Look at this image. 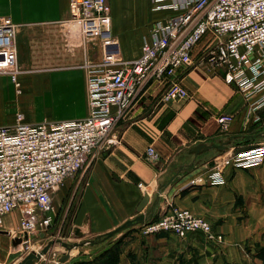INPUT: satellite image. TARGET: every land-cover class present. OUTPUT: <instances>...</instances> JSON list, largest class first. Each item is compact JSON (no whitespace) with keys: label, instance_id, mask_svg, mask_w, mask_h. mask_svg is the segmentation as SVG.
<instances>
[{"label":"crops","instance_id":"obj_1","mask_svg":"<svg viewBox=\"0 0 264 264\" xmlns=\"http://www.w3.org/2000/svg\"><path fill=\"white\" fill-rule=\"evenodd\" d=\"M106 2L110 29L121 55L126 60L139 56L150 22L159 13L150 9V0ZM2 17H9L16 28L20 88L8 76L0 75V125L12 124L17 112L31 123L86 117L88 71L109 59L110 42L102 41L93 25L71 19L69 0H0ZM223 75V68L210 69L204 63L198 47L192 64L178 74L188 98L160 103L162 87L154 82L136 95L83 169L87 175L74 215V234L79 229L82 236L95 237L132 219L147 193L144 211H152L151 218L169 207L188 209L204 218L222 240L209 242L201 231L183 238L169 232L143 235L140 225H135L120 234L116 264H264V160L247 169L226 168L222 184L180 190L190 179L208 173L217 157L255 146L264 138V105L250 108L244 93L227 84ZM43 95L53 104L34 110L29 103ZM217 114L232 116L226 131L216 122ZM244 134L260 136L240 143ZM230 137L223 151H191L195 145L222 143ZM148 147L156 153L152 161L144 158ZM8 217L12 218L9 228L5 225ZM18 220L16 211L6 215L0 230L8 234L0 237L13 244ZM112 244L109 246L114 249ZM13 246L19 250L22 244ZM7 247L0 239L1 258ZM56 248L34 264H75L79 260L68 256L61 261L65 254H57ZM107 254L101 260H106ZM85 260L95 264V255L87 253Z\"/></svg>","mask_w":264,"mask_h":264},{"label":"built area","instance_id":"obj_2","mask_svg":"<svg viewBox=\"0 0 264 264\" xmlns=\"http://www.w3.org/2000/svg\"><path fill=\"white\" fill-rule=\"evenodd\" d=\"M150 8L159 16L150 22L139 56L112 61L110 51L108 60L88 71L86 117L31 123L17 112L12 124L0 125V228L13 211L19 213L12 232L17 238L50 226L60 183L89 165L149 82L162 87L160 103L189 97L178 74L192 64L195 48H201V59L210 69H224V81L244 93L250 108L264 105V0H150ZM69 12L72 20L93 25L95 34L111 43L106 0H69ZM15 38L14 23L2 17L0 74L19 89ZM231 121V115H216L222 131ZM155 157L154 149L148 147L145 160ZM263 160L264 144L217 157L208 173L190 179L180 190L222 184L226 168L247 169ZM193 231L203 232L212 243L222 240L204 218L178 207H169L140 225L143 235L169 232L183 238Z\"/></svg>","mask_w":264,"mask_h":264},{"label":"rangeland","instance_id":"obj_3","mask_svg":"<svg viewBox=\"0 0 264 264\" xmlns=\"http://www.w3.org/2000/svg\"><path fill=\"white\" fill-rule=\"evenodd\" d=\"M110 49L112 61L126 60L121 55L118 40L113 35L111 37ZM51 100L52 99L48 95H43L41 97H33L29 104L34 110L40 111L44 109V107L46 108L49 105L51 106L53 104V101ZM257 141L258 142L254 143L255 145L264 144V138ZM86 175V170H80L75 175L63 179L54 197V220L52 224L45 228H39L37 231L31 233L30 236L27 235V237L23 236V238H20L22 241L21 249L16 250L10 239L6 237H0V239L4 240L8 246L3 253V258L5 260L0 257V264H12V262L16 261L18 258L20 259L24 257L26 253L31 250L39 252L50 240L54 241L56 239L66 242L69 247L65 248L56 242L52 246V249L57 247L59 251L57 254L64 253L65 255L69 256V258L79 259L74 262L75 264H87L88 262L85 260L87 253L95 255V264H116L118 262L119 247L117 245V241L120 237V234L104 242L96 241L93 245H89L87 241L94 240L95 237H77L74 234V215L77 212L80 204V196L82 195ZM10 220H12V218L9 217L5 220V225L7 228L12 226ZM13 226V229H15L16 224ZM24 241L25 243L23 244ZM74 243L82 245H77L75 247L72 246ZM110 243H113L112 246L114 249H111L109 246ZM52 249L47 254H42V257H47V255L52 253ZM107 252L110 254H107L106 260H101L102 256Z\"/></svg>","mask_w":264,"mask_h":264},{"label":"water","instance_id":"obj_4","mask_svg":"<svg viewBox=\"0 0 264 264\" xmlns=\"http://www.w3.org/2000/svg\"><path fill=\"white\" fill-rule=\"evenodd\" d=\"M260 134H244L241 136V139L240 141H251V140H254L256 139L257 137H259ZM233 137H230L227 141H224L222 143H213V144H198V145H195L191 148V151H194V152H200L202 150H207V149H210V148H215V149H218L220 151H223L225 149L228 148V144L229 142L231 141ZM148 201H149V196L147 195V193L144 194V196L142 197L139 205L137 206V215H135L132 219H127L126 221H124L122 224H120L119 226L115 227L114 229L110 230V231H107L106 233L104 234H100V235H97L95 236V239L94 240H88L87 243L89 245H93L96 241L98 242H104L118 234H121L123 233L124 231H126L127 229H129L130 227L132 226H135V225H142L144 223H146L151 217H152V211H144L145 207L147 206L148 204ZM150 209H153V205H151ZM0 234H8L7 231H2L0 230ZM25 237H27V235H24ZM75 236H82L81 232L79 231V229H76L75 230ZM13 244L14 245H18L20 244L22 241L20 238H17V239H13ZM59 243L61 246L65 247V248H68L69 245L64 242V241H61L59 239H56V240H50L43 248L41 251L39 252H36L34 250H31L29 251L24 257H22L19 261H17L15 264H34L35 261H37L41 256L42 254H47L48 252L51 251L52 249V246L55 244V243ZM77 245H82V244H78V243H74L72 246H77ZM67 255H65L61 261H65L67 259Z\"/></svg>","mask_w":264,"mask_h":264},{"label":"trees","instance_id":"obj_5","mask_svg":"<svg viewBox=\"0 0 264 264\" xmlns=\"http://www.w3.org/2000/svg\"><path fill=\"white\" fill-rule=\"evenodd\" d=\"M242 142H244V141H240V143H242ZM246 142H248V141H246Z\"/></svg>","mask_w":264,"mask_h":264},{"label":"bare ground","instance_id":"obj_6","mask_svg":"<svg viewBox=\"0 0 264 264\" xmlns=\"http://www.w3.org/2000/svg\"><path fill=\"white\" fill-rule=\"evenodd\" d=\"M21 244V243H20Z\"/></svg>","mask_w":264,"mask_h":264}]
</instances>
